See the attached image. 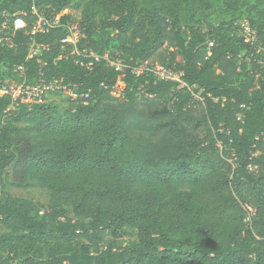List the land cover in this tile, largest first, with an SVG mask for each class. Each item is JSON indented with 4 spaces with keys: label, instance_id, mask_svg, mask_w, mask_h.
Here are the masks:
<instances>
[{
    "label": "trees",
    "instance_id": "1",
    "mask_svg": "<svg viewBox=\"0 0 264 264\" xmlns=\"http://www.w3.org/2000/svg\"><path fill=\"white\" fill-rule=\"evenodd\" d=\"M25 78L68 107L0 94V264H264V0H0V82Z\"/></svg>",
    "mask_w": 264,
    "mask_h": 264
},
{
    "label": "built area",
    "instance_id": "2",
    "mask_svg": "<svg viewBox=\"0 0 264 264\" xmlns=\"http://www.w3.org/2000/svg\"><path fill=\"white\" fill-rule=\"evenodd\" d=\"M59 21V16L56 19L51 20L44 16H40L39 19L34 23L32 33H36L37 31H49L51 28L56 26ZM16 28H22L26 24L18 19L16 21ZM22 24V25H20ZM244 29V34L247 40H255V32L251 29L249 25H242ZM81 34L78 31L75 25H68V33L65 38L61 40L63 46L72 45L73 52L77 51V43L79 41ZM34 45V44H33ZM33 53L39 52V48L33 46L32 48ZM88 57L93 58L95 61H99L101 58H105L109 61L110 65L115 66L117 70H123L124 65L120 60H114L109 57L108 53H105L103 56L96 54L94 52H90L86 54ZM92 62L89 64L91 65ZM145 69L151 70L147 65H142L139 68H136L134 72L136 74H140ZM157 76L165 79V80H178L181 81L180 75L172 72L169 69H166L162 66H157L153 69ZM18 71H23V66L18 67ZM182 82V81H181ZM184 83L182 82V85ZM58 89H67V85H63L62 81L60 80H52L50 82L45 81L43 78H40L36 83H27L26 78L22 81L19 80H11L6 79L2 83L0 82V94L1 95H8L12 99V104L10 108H15L20 106L21 104H33V103H40L45 100L47 93L51 91H55ZM115 96H119L117 92H113ZM69 95L73 99H83V103L86 104V98H88V93L78 94L69 90Z\"/></svg>",
    "mask_w": 264,
    "mask_h": 264
},
{
    "label": "rangeland",
    "instance_id": "3",
    "mask_svg": "<svg viewBox=\"0 0 264 264\" xmlns=\"http://www.w3.org/2000/svg\"><path fill=\"white\" fill-rule=\"evenodd\" d=\"M65 12H69V13L71 12L76 19H79V17H80V11L79 10L67 9ZM20 25H22V24H20ZM75 25H76V23H75ZM243 25L247 26L248 24L246 21H244ZM67 96H68V94L56 96L52 92H49L46 95V100H48V101L55 100V101L59 102L63 107H68V101L65 100V99H67ZM11 191L14 195L22 196V197H28V198L35 200L36 202H40V203H44V204H48V202H49V195H48L47 191L42 189V188H39V187L30 188V189L13 188V189H11ZM252 213H253V210H252Z\"/></svg>",
    "mask_w": 264,
    "mask_h": 264
}]
</instances>
